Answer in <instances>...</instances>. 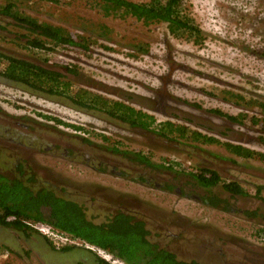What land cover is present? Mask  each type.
<instances>
[{
  "label": "rangeland",
  "instance_id": "1",
  "mask_svg": "<svg viewBox=\"0 0 264 264\" xmlns=\"http://www.w3.org/2000/svg\"><path fill=\"white\" fill-rule=\"evenodd\" d=\"M5 2L0 0V6ZM22 2L20 11L38 22L64 27L96 42L89 54L76 48H56L46 53L26 50L18 42L23 31L0 17V51L67 75L72 96H101L147 113L155 124L170 120L221 142L264 152L260 112L249 104H264V0H185L186 12L205 37L203 45L174 39L164 24L145 27L133 18H103L87 0ZM67 68L74 69L75 75L68 74ZM74 105L66 97H50L0 80V115L37 129L45 136L37 139L47 143L34 147L36 140L29 138L28 144L19 149L10 141L3 150H8L11 157L15 151L33 159L38 167L35 163V167L29 166L43 174L40 183L56 186L69 200L89 205L92 198L110 201L114 192L127 194L123 197L139 204V209L134 211L132 207L130 213L145 220L151 241L180 260L264 264V238L260 235L264 228L263 164L233 158L220 145L162 140L155 127L140 130ZM230 117L238 121H230ZM113 142L121 143L115 147L124 154L107 151ZM83 144L112 156H100L108 163L103 172L94 173L75 160L62 158L65 147L72 152L73 146ZM139 152L151 155L152 164H178L174 168L177 175L161 169L148 173L152 184L163 186L174 176L186 178L202 166L216 170L224 180L237 181L248 195L231 201L236 209L226 213L200 205L195 199L203 192L199 187L198 193L186 198L133 182L138 172L145 173L149 168L135 158ZM120 172L125 173L119 176L122 179L118 178ZM93 207L97 213L89 212V216L95 222L115 211L112 205ZM247 210L257 211L258 217H246L243 212ZM26 239L18 232L0 228V264H70L68 256H49L46 239L35 233ZM92 253L103 260L97 251ZM86 260L93 264L91 256Z\"/></svg>",
  "mask_w": 264,
  "mask_h": 264
},
{
  "label": "trees",
  "instance_id": "2",
  "mask_svg": "<svg viewBox=\"0 0 264 264\" xmlns=\"http://www.w3.org/2000/svg\"><path fill=\"white\" fill-rule=\"evenodd\" d=\"M22 1L6 0L0 6V17L9 20L13 27L23 31V34L20 35L22 38L18 42L22 43L24 49L37 52L45 51L46 53L53 52L56 48H76L83 53H90L96 42L91 41L89 36L71 32L64 27L38 22L35 18L20 11L23 6ZM28 1L55 2V0ZM87 1L90 3V8L103 18L120 20L133 18L145 27L164 24L168 34L176 40L188 41L194 45H203L205 41L202 30L185 10V0H149L143 3H134L128 0ZM7 25L10 26V24ZM103 29L108 31L105 27ZM17 45L20 46V44ZM99 47L109 50L108 47L102 45ZM43 61L48 62L45 59ZM67 72L75 75L74 69L67 68ZM0 78L5 82L20 85L28 91H36L50 97H66L82 108L96 111L113 121L128 124L140 130L148 131L150 127H155L156 135L162 140L180 139L185 143H199L204 146L220 145L238 159L258 161L264 165V152L221 142L213 136L191 130L187 126L170 120L155 124L154 118L147 113L119 102L109 101L101 96L79 94L72 96L69 94L72 87L71 82L66 80L67 75L40 66L26 58L13 57L0 51ZM252 103L260 112L259 122L264 131V104L249 102V104ZM244 117L239 115V118L243 119ZM45 119L51 118L45 117ZM229 120L238 121L237 118L231 117ZM53 121L66 127L79 129L62 124L55 119ZM113 145L110 148L111 153L124 154V151L115 147L121 143L113 142ZM261 145L264 146V139H262ZM135 158L139 160L140 164H145L149 168L178 174L174 170L178 165L175 162L168 165L152 164L150 159L141 152L136 153ZM0 163L3 165L2 167L0 165V228L18 232L24 238L26 237V240H29L28 238L35 233L46 239L52 246L53 241L41 236L33 229L35 225H44L83 245L86 244L101 250L113 258L121 260L124 264H200L194 260H180L174 253L152 242L146 223L133 214L117 211L103 221L95 222L85 207L62 197L59 191L50 187L49 184L42 185L35 174L30 173L32 170L29 165L21 163L7 167L6 160L4 162L0 160ZM26 169L29 171L28 177L23 179ZM187 175L194 179L195 184L202 189L203 195L200 201L208 208L233 213V206L225 197L219 196L218 193V195H211V190L217 185H221V188L231 194L232 198L248 195L236 182L227 183L221 180L217 172L197 169L196 174L188 173ZM174 177L177 178V176ZM256 213L257 211L243 212L246 217L250 218L258 217ZM262 223L264 224V216ZM260 235L264 238V228L260 231ZM73 247H63L60 250L69 251ZM95 258L98 264H108L97 256Z\"/></svg>",
  "mask_w": 264,
  "mask_h": 264
},
{
  "label": "flooded vegetation",
  "instance_id": "3",
  "mask_svg": "<svg viewBox=\"0 0 264 264\" xmlns=\"http://www.w3.org/2000/svg\"><path fill=\"white\" fill-rule=\"evenodd\" d=\"M0 80L4 81L1 78H0ZM7 83H10V82H7ZM12 85H15V84H12ZM19 87H22V86L19 85ZM22 88H24V87H22ZM24 89H26V88H24ZM72 104H73V102H72ZM74 106H78V105L75 104ZM78 107H80V106H78ZM17 122L18 121L13 122L12 119H8L5 116L0 115V139H1L0 151L2 152V154L0 155V160H1V162H4V160H6L7 167H8V165H10V166L13 165L14 166V165H18V164H21V163H25L26 165H33L35 163V166L38 167V165L36 164V162L33 159L25 158L24 156H20L19 153L15 152V151H14V155L11 157L10 156V152L8 150L7 151L3 150V148L5 147L4 144L9 143L10 141H11V143H12L14 148L17 147L19 149H22L24 144H28L29 138H33V140H36L33 143L34 147L36 146L35 144H38V143L42 144V145L44 143H45V145L47 144L46 142H42V140L37 139L39 137H43V138L45 137V136H42V134H38L36 132L37 129H35V128L30 129L29 126H26L24 124H19ZM37 140H38V142H37ZM52 145L53 144H51L50 146H52ZM83 145L84 146H80V145L73 146L74 150L72 152H68L66 150L67 148L65 147L64 154H66V155H63L62 158H64V160H70V161L71 160H75V161L79 162V164L81 166L85 167L86 169H88V170H90V171H92L94 173H97V172L100 173V171L103 172L108 167V163L103 162L102 160L104 158H108L109 159L112 156H110L109 154H106V153H98L97 151H95L93 149V146L90 145V144H83ZM166 145H168V144H166ZM235 145H238V144H235ZM111 147H113V145H111ZM110 148H108L107 151H109L111 153ZM25 149L29 150L28 147H25ZM6 153H9V154L6 156L5 155ZM68 154H71V156L68 155ZM112 154H114V153H112ZM102 155H104V158L100 157ZM143 155H145L147 158H149L150 162H151V160H152L151 155H149V154H143ZM229 155L231 157H233V158H236V157H234L231 154H229ZM114 159H115V157H114ZM236 159H238V158H236ZM242 160L243 161H250L249 159H242ZM126 164L127 165L128 164L132 165V163H126ZM0 165H1V163H0ZM101 165H103L104 167H102ZM140 165H143L144 167H146L145 164H140ZM2 166L3 165H1V167ZM24 167H25V165L23 166V170H24ZM29 167L32 170V172H30V173H34L35 177L37 179L43 181L42 178H41L43 174L36 173L35 170H33V168L31 166H29ZM199 169L209 170V171H212V172H217L216 170L205 168V167H202V166L199 167ZM156 170L154 168H148V169H146L145 173L144 172H138L137 173L138 175L133 177L131 179V181L136 182V183H140V184H144L145 186L151 187V188H156L157 187V189L159 191L167 193L169 195H174V196L180 195L182 197L189 198V197H193V195H195V194H193V192L198 193L197 192L198 191V186L195 184L194 179H192L188 175H187L186 178H181V179H177L175 177H172L171 179L166 180L167 182L163 186L162 185H156L155 183L152 184L151 181H150L151 177L148 175V173H150V172L151 173H155V172H157ZM25 171L26 172L23 173V176H24L23 179L28 177V172L29 171H27V169ZM121 175L124 176L125 173L124 172H120L118 174V178H121V177H119ZM218 175L220 176L221 180H224L222 175H220L219 173H218ZM121 179H119V180L121 181ZM224 181L227 182V183L236 182L237 184H239L237 181L232 180V179H227L226 178V180H224ZM49 186L53 187L54 189H56V186H54V185L49 184ZM113 186L116 187L115 184H113ZM167 186H168V188H167ZM239 186L242 189H244L241 184H239ZM216 188L220 189V192H218L219 196L225 197L231 203V205L233 206L232 207L233 211L236 208H234L235 205L231 201H233V200H235L237 198H240V197H245V196H234L232 198L231 194H229L228 192L224 191L221 188V185H217L216 187H214L211 190V195H213V196L214 195H218L217 192H215ZM199 189H201V188H199ZM245 192H246V190H245ZM124 195H127V194H124ZM124 195L119 194L118 192H114V196H113V198H111L112 200H110V201H118L121 205L119 203L118 204L111 203L109 200H104V199H100V198H94V199L92 198V201L89 202V205L85 204L84 202H81V200L78 201V200L73 199L71 201H74V202L78 203L79 205H81V206H83L85 208L87 207L86 210H88V212H90V213L91 212H97L96 210H94V207H93L95 205L99 206V207H104V208H108L110 205H112L115 208L114 213L117 212V211L130 213V210H131L132 207H133L134 211H137L139 209V204L133 202V200H134L133 198H132V201L129 202V200L126 198L127 196L125 198L123 197ZM202 195H203V193L196 194L195 199L197 200V202L200 205L204 206L201 203V201H200V198H201ZM128 197H131V196L129 195ZM204 207H206V206H204ZM130 214H132V213H130ZM134 216H136V215H134ZM136 217L139 218L138 216H136ZM139 219H141V218H139ZM141 220H143L145 222L144 219H141ZM45 246L47 247V251L49 252V256L50 257L55 258L56 256H68L70 264H88L87 260H86V256H91L92 263L93 264H98L96 262V258L94 256V254L92 253V251L86 249L80 243L79 244H77V243L73 244L72 246H74V247L71 250H69V251H61L60 250L63 247H72L71 245H65V244H62V243L54 242L52 246L49 245V244H45ZM190 261H193V260H190ZM199 263L200 264H204V263H201V262H199Z\"/></svg>",
  "mask_w": 264,
  "mask_h": 264
},
{
  "label": "built area",
  "instance_id": "4",
  "mask_svg": "<svg viewBox=\"0 0 264 264\" xmlns=\"http://www.w3.org/2000/svg\"><path fill=\"white\" fill-rule=\"evenodd\" d=\"M33 229L36 230L39 234L47 237L48 239H50L53 242H57V243H62L65 245H73L75 243L79 244L78 241L71 239L70 237L61 234V233H57L55 231H53L52 229H50V227L44 226V225H35L33 226ZM81 244V243H80ZM85 248L89 249V250H93V251H97L101 256V258H103L105 261H107L110 264H124L121 260L119 259H113L112 256L106 254V256L104 255V252H100V250L94 248V247H90L86 244H84Z\"/></svg>",
  "mask_w": 264,
  "mask_h": 264
},
{
  "label": "clouds",
  "instance_id": "5",
  "mask_svg": "<svg viewBox=\"0 0 264 264\" xmlns=\"http://www.w3.org/2000/svg\"><path fill=\"white\" fill-rule=\"evenodd\" d=\"M41 235V234H40ZM41 236H43V235H41ZM45 237V236H44ZM45 238H47V237H45ZM81 245L83 246V247H85L82 243H81ZM87 249V248H86ZM89 250V249H88ZM91 251H93V250H91ZM101 251V250H100ZM104 260V259H103ZM106 263H108L107 261H105ZM108 264H110V263H108Z\"/></svg>",
  "mask_w": 264,
  "mask_h": 264
}]
</instances>
